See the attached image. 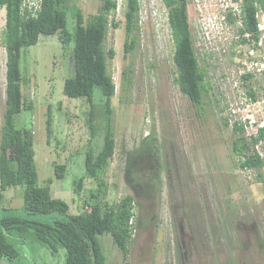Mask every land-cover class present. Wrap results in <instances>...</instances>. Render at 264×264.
Instances as JSON below:
<instances>
[{
	"label": "rangeland",
	"instance_id": "obj_1",
	"mask_svg": "<svg viewBox=\"0 0 264 264\" xmlns=\"http://www.w3.org/2000/svg\"><path fill=\"white\" fill-rule=\"evenodd\" d=\"M139 1L136 49L124 56V0H117L109 16L119 25L109 26L105 42L115 51L108 70L116 88L111 101L116 147L103 175L106 192L98 200L114 205L133 194L137 224L125 257L109 235L101 237L107 264H264V166L258 170L238 165L253 151L264 159V140L252 145L250 139L264 121V73L257 71L264 49L254 48L238 32L242 0H187L195 52L210 85L202 114L172 80L174 44L163 0ZM101 3L77 0L84 17L94 14ZM4 24L1 7L0 125L5 101ZM71 61V49L63 47L57 34L42 35L36 45L21 49L22 92L33 108L15 115L14 124L33 132L38 184L50 183L51 194L69 203L73 213L90 198L96 183L86 177L80 195L72 191L73 180L85 173L84 153L92 143L84 121L88 102L62 92L72 73ZM123 68L132 73L128 91L121 89ZM247 73L251 76L244 80ZM48 104L53 115L49 143ZM236 122L243 125V132L233 129ZM237 136L248 144L241 154L231 147ZM94 141L100 144V139ZM60 163L65 172L58 179L53 168ZM22 198L20 186L3 191L0 213L5 207L20 209ZM18 240L23 243L20 255L3 258L2 264H63V252L49 254L37 243Z\"/></svg>",
	"mask_w": 264,
	"mask_h": 264
},
{
	"label": "trees",
	"instance_id": "obj_2",
	"mask_svg": "<svg viewBox=\"0 0 264 264\" xmlns=\"http://www.w3.org/2000/svg\"><path fill=\"white\" fill-rule=\"evenodd\" d=\"M163 2L174 44L172 80L202 114V104L209 96L210 85L206 80L207 70L199 64L195 52L187 0ZM38 4L34 13L26 7L22 13V0H0V8H5L1 38L6 52L5 101L0 125V195L8 188H23L22 207L18 210L5 207L0 213V264L3 258L12 260L20 255L19 246L22 247L23 243L18 239L37 243L49 254L63 252V264H107L101 237L109 235L125 257L137 225L130 222L135 217L136 198L133 194L125 195L114 205L98 200V196L106 192L103 175L116 147L111 103L116 89L108 70V62L115 56V51L111 47L106 48L105 42L109 26L119 25L109 18L118 3L117 0H102L96 12L86 17L77 0H41ZM140 6L139 0H124V56L139 45ZM258 7L264 13V0H242L240 35L250 33L253 38H258L255 17ZM27 15L29 17L26 18ZM226 17L231 21L230 12L226 13ZM56 34L63 47L70 48L72 53V73L65 78L62 92L69 98H84L89 105L84 121L92 144L84 153L85 173L73 180L72 191L78 197L86 177L95 181L96 188L91 190L90 198L84 199L81 208L73 213L69 212V203L51 194L50 183L38 184L33 132L14 124L15 115L23 109L33 108L31 100L24 98L22 92L21 49L36 45L42 35ZM150 66L153 67L152 64ZM121 76V89L128 91L133 81L131 69L123 68ZM250 76L251 73H247L242 78L245 80ZM250 96L256 99L252 92ZM52 123L51 105L48 104L45 119L47 143L52 136ZM233 129L243 132V125L236 122ZM94 139H100V144H95ZM250 139L252 145L264 140V125L257 127ZM246 145L247 141L237 136L233 138L231 147L234 153L241 154L243 148H248ZM238 165L259 170L264 166V159L253 151L244 156ZM53 171L56 178H63L65 164H55Z\"/></svg>",
	"mask_w": 264,
	"mask_h": 264
},
{
	"label": "built area",
	"instance_id": "obj_3",
	"mask_svg": "<svg viewBox=\"0 0 264 264\" xmlns=\"http://www.w3.org/2000/svg\"><path fill=\"white\" fill-rule=\"evenodd\" d=\"M39 1L41 0H22V13L24 8L26 7L30 12L34 13V10L39 6ZM242 2V1H241ZM241 5V4H240ZM256 5V4H255ZM21 13V14H22ZM24 16V14H22ZM29 17L28 15L26 16V18ZM255 17L257 19V29L259 31V36L258 38H253L250 33H245L243 38H247L246 42L252 41L253 42V47L254 48H261L262 50L264 49V13L263 11L258 7L256 12H255ZM248 40V41H247ZM262 60L259 65L260 68L257 69L258 72L260 73H264V53L261 56ZM250 72V71H248ZM264 125V121L262 123H259L257 125V127L263 126Z\"/></svg>",
	"mask_w": 264,
	"mask_h": 264
},
{
	"label": "clouds",
	"instance_id": "obj_4",
	"mask_svg": "<svg viewBox=\"0 0 264 264\" xmlns=\"http://www.w3.org/2000/svg\"><path fill=\"white\" fill-rule=\"evenodd\" d=\"M5 9V8H4ZM114 82V81H113ZM116 89V88H115ZM115 92H116V90H115ZM258 124V123H257ZM134 219H135V217H132L131 219H130V222L132 223V224H134L135 222H134ZM135 227V226H134ZM136 230V229H135ZM134 230V231H135ZM134 231H133V233H134Z\"/></svg>",
	"mask_w": 264,
	"mask_h": 264
},
{
	"label": "crops",
	"instance_id": "obj_5",
	"mask_svg": "<svg viewBox=\"0 0 264 264\" xmlns=\"http://www.w3.org/2000/svg\"><path fill=\"white\" fill-rule=\"evenodd\" d=\"M4 8V7H3Z\"/></svg>",
	"mask_w": 264,
	"mask_h": 264
}]
</instances>
